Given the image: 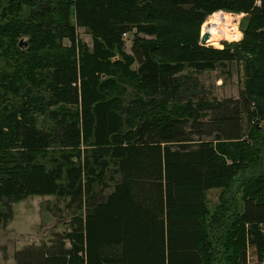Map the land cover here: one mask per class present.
I'll return each mask as SVG.
<instances>
[{
  "label": "trees",
  "instance_id": "1",
  "mask_svg": "<svg viewBox=\"0 0 264 264\" xmlns=\"http://www.w3.org/2000/svg\"><path fill=\"white\" fill-rule=\"evenodd\" d=\"M221 62L233 99L194 76ZM33 195L68 227L6 264H264V0H0V228Z\"/></svg>",
  "mask_w": 264,
  "mask_h": 264
},
{
  "label": "rangeland",
  "instance_id": "2",
  "mask_svg": "<svg viewBox=\"0 0 264 264\" xmlns=\"http://www.w3.org/2000/svg\"><path fill=\"white\" fill-rule=\"evenodd\" d=\"M227 18L231 19L233 26L230 27L229 31H225L226 34L237 31V38H241L239 32V24L241 14L228 13ZM224 18L225 25L228 24V20ZM207 22H210L209 15L202 20L201 26L198 28V32L202 29ZM79 40L86 43L87 46H91L89 34L84 29H79L77 33ZM236 38V39H237ZM238 38V39H239ZM125 44L123 45L124 52L128 53L129 44H131V36L129 33L123 38ZM235 40H231L234 42ZM231 42L222 40L216 44V42L209 44L199 45L201 47L212 48L217 50L228 45ZM199 44V43H198ZM239 63H226L221 62L214 71H205L204 73H195L194 76L199 80V85L206 93L205 97L214 98L219 100L225 97L233 99L238 95V90L241 87V76ZM109 175L106 176L107 182H109ZM222 191L218 189L210 190L206 195V202L209 207H213L220 197ZM58 201L55 196L33 195L30 198H26L18 204L13 205L14 217L8 222L4 228H0V264L12 263L14 259V252L22 247L23 245H31L33 243H39L43 240L50 238V233L55 231L64 230L69 222L70 215L68 211L64 210L63 200ZM60 202V203H59ZM60 205L63 206V210L68 214L69 217H64L63 221H59L56 216L55 207ZM12 259V262H9Z\"/></svg>",
  "mask_w": 264,
  "mask_h": 264
},
{
  "label": "built area",
  "instance_id": "3",
  "mask_svg": "<svg viewBox=\"0 0 264 264\" xmlns=\"http://www.w3.org/2000/svg\"><path fill=\"white\" fill-rule=\"evenodd\" d=\"M209 15V18H210V22H207V24L202 28V29H200V31L198 32V37H199V39L201 38V36L203 35V33H205L206 34V40L204 41V43L203 44H211V38L209 37V33L205 30V27H207L209 24H211L212 26H214L213 25V23H211L212 22V20H216V21H218V28H216L215 30H217V29H224V31H229V29H230V27L231 26H233V24H232V22H231V19H229V18H227V15L228 14H225V12L224 11H221V10H217L216 12H214V13H210V14H208ZM224 18H226V19H229L228 20V24L227 25H225L224 23H222V21H224ZM218 19V20H217ZM216 21H214V22H216ZM221 25H224V27H221ZM217 31H214V33H216ZM237 31H235L234 32V35L230 32V33H228V34H226V32H225V34L224 35H222V36H218V38L216 39L217 41H215L216 42V44L217 43H219L220 41H222V40H226V42H231V40L233 41V40H237L238 38H237ZM124 36V35H123ZM237 38V39H236Z\"/></svg>",
  "mask_w": 264,
  "mask_h": 264
},
{
  "label": "bare ground",
  "instance_id": "4",
  "mask_svg": "<svg viewBox=\"0 0 264 264\" xmlns=\"http://www.w3.org/2000/svg\"><path fill=\"white\" fill-rule=\"evenodd\" d=\"M218 20V19H217ZM216 20H212L211 23H213L214 26H212L211 24H209L207 27H205V30L209 33V37L211 38V43L217 41L216 39L218 38V36H222L225 34V31L224 29H217L215 30L216 28H218V21L214 22ZM223 22V21H222ZM221 27H224V25H221ZM214 31H217L216 33H214Z\"/></svg>",
  "mask_w": 264,
  "mask_h": 264
},
{
  "label": "water",
  "instance_id": "5",
  "mask_svg": "<svg viewBox=\"0 0 264 264\" xmlns=\"http://www.w3.org/2000/svg\"><path fill=\"white\" fill-rule=\"evenodd\" d=\"M206 34L205 33H203V35L201 36V38L199 39V45H203V43H204V41L206 40Z\"/></svg>",
  "mask_w": 264,
  "mask_h": 264
},
{
  "label": "crops",
  "instance_id": "6",
  "mask_svg": "<svg viewBox=\"0 0 264 264\" xmlns=\"http://www.w3.org/2000/svg\"><path fill=\"white\" fill-rule=\"evenodd\" d=\"M123 37H125V35L123 36ZM129 47H130V44H129ZM129 49V48H128ZM128 52H129V50H128ZM9 262H12V259H10V261Z\"/></svg>",
  "mask_w": 264,
  "mask_h": 264
}]
</instances>
